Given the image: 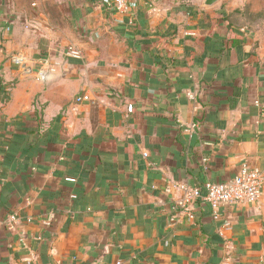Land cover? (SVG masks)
Returning a JSON list of instances; mask_svg holds the SVG:
<instances>
[{
  "label": "crops",
  "instance_id": "1",
  "mask_svg": "<svg viewBox=\"0 0 264 264\" xmlns=\"http://www.w3.org/2000/svg\"><path fill=\"white\" fill-rule=\"evenodd\" d=\"M106 1L0 0V264H264V191L170 219L264 166V0Z\"/></svg>",
  "mask_w": 264,
  "mask_h": 264
},
{
  "label": "built area",
  "instance_id": "2",
  "mask_svg": "<svg viewBox=\"0 0 264 264\" xmlns=\"http://www.w3.org/2000/svg\"><path fill=\"white\" fill-rule=\"evenodd\" d=\"M126 0H107L106 8L111 11L122 12ZM67 56L80 57V52L72 47L65 50ZM13 61H18L16 57ZM76 100H87V96H77ZM145 154V153H144ZM69 180H73L69 178ZM175 187L178 196L171 200V221L192 220L194 218L195 203L208 204L215 213L227 204H255L264 191V166L255 167L242 162L233 177L224 182L205 181L199 185L187 182H177ZM12 219L15 215L10 216Z\"/></svg>",
  "mask_w": 264,
  "mask_h": 264
},
{
  "label": "water",
  "instance_id": "3",
  "mask_svg": "<svg viewBox=\"0 0 264 264\" xmlns=\"http://www.w3.org/2000/svg\"><path fill=\"white\" fill-rule=\"evenodd\" d=\"M216 2H218V0H203V1H202V4H203L204 6L209 7V6L214 5Z\"/></svg>",
  "mask_w": 264,
  "mask_h": 264
},
{
  "label": "trees",
  "instance_id": "4",
  "mask_svg": "<svg viewBox=\"0 0 264 264\" xmlns=\"http://www.w3.org/2000/svg\"><path fill=\"white\" fill-rule=\"evenodd\" d=\"M7 86L6 87H2L0 86V92H3L4 90H6Z\"/></svg>",
  "mask_w": 264,
  "mask_h": 264
}]
</instances>
